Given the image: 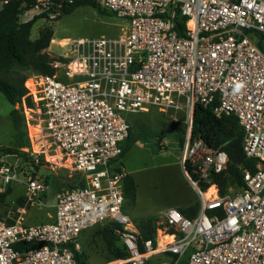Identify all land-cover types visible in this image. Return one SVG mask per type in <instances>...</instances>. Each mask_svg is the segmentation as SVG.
I'll list each match as a JSON object with an SVG mask.
<instances>
[{
	"label": "built area",
	"instance_id": "1",
	"mask_svg": "<svg viewBox=\"0 0 264 264\" xmlns=\"http://www.w3.org/2000/svg\"><path fill=\"white\" fill-rule=\"evenodd\" d=\"M93 1L128 22L126 35L68 39L69 82L35 75L27 87L42 133L85 184L57 195L52 222L26 226L22 215L12 225L0 221V264H79L83 233L112 223L121 226L117 235L128 253L114 264H264V0ZM197 104L218 118L235 116L244 130V151L258 163L254 173L244 172L239 192L223 196L212 182L230 159L193 138ZM152 108L185 125L184 173L199 194V208L194 218L166 209L157 244L141 245L124 208L126 172L112 163L130 136L127 117ZM20 176L22 156L0 154V192ZM46 189L45 182L28 178V201H39ZM161 237L172 240L161 244ZM28 243L42 246L17 248Z\"/></svg>",
	"mask_w": 264,
	"mask_h": 264
},
{
	"label": "rangeland",
	"instance_id": "2",
	"mask_svg": "<svg viewBox=\"0 0 264 264\" xmlns=\"http://www.w3.org/2000/svg\"><path fill=\"white\" fill-rule=\"evenodd\" d=\"M42 13H47V16L36 22L32 29L31 39H38L41 32L46 29L52 30L53 39L45 52L57 59H70L71 51L62 46L67 43V39H91L101 36L119 39L124 37L128 30L126 20L104 9L82 6L73 13L65 14L59 10H53V5L48 0H42L36 8L24 11L20 16V21H30ZM59 62L61 68L57 76L63 81L69 82V79L64 75L65 62L60 60ZM34 76L32 75V77ZM28 84L25 83L26 88L29 86ZM14 110H18L17 123L14 122L12 116ZM39 114L36 106L29 108L24 102L22 105H11L6 97L0 94V150L14 148L30 154V159L22 158V176L7 189V191L12 189L11 194L4 201L0 198V221L6 222L8 219H14L18 222L22 215L24 219L21 221L26 226L51 222L56 214L57 195L71 189L67 180L75 177L77 173L65 166L63 156L55 151L47 133H42ZM23 115L26 121L22 118ZM170 115V113L164 114L159 109L152 108L149 112L131 114L127 117L132 121L136 136H140L136 141L144 142L147 140L149 142L146 145L141 143L137 145V149H140L141 158L137 160L140 166V176H147L149 179L157 176L159 171L164 175L170 174V176L158 179L156 185V180L151 182L152 185L145 180H140L136 206L128 205L129 201L126 198L125 212L127 213L126 208L131 206L139 216L157 217L158 223L164 220L163 213H160V208H163L162 205H168L179 198L182 193L180 188H184V181H187L188 184L191 183L184 173V147L178 141L182 136V131H185V125H174ZM160 136H164L169 142H165ZM32 161H36L35 164L40 165V168L33 167ZM117 162L112 163L114 168L117 167ZM30 177L45 182L47 185V189L39 201L32 202L27 199V181ZM7 191L0 192V194ZM239 191V186L231 182L228 194ZM196 195L198 202V192ZM25 198L27 199L26 202ZM22 210H26L27 213H23ZM161 240L163 241V238ZM79 245L80 252H85L87 256L88 264H114L122 260L114 259L107 252L98 227L86 231L80 238Z\"/></svg>",
	"mask_w": 264,
	"mask_h": 264
},
{
	"label": "trees",
	"instance_id": "3",
	"mask_svg": "<svg viewBox=\"0 0 264 264\" xmlns=\"http://www.w3.org/2000/svg\"><path fill=\"white\" fill-rule=\"evenodd\" d=\"M4 5L0 10V94H3L11 105H22L23 102L29 107L34 108L35 103L31 96H28V89L25 87L30 82L27 79L32 75H57L59 68L53 66L55 61L67 62L64 58H52L45 52L49 48L53 39V31L46 29L41 32L36 40L31 39V33L36 22L47 16V13L35 16L32 20L21 22L20 16L24 11L31 10L40 5L42 0H1ZM53 5V10H59L62 13L70 14L82 6H94L102 9L93 0H75L73 3L69 0H48ZM181 23H179L180 25ZM183 24V23H182ZM18 110L12 112L14 122H18ZM22 118L25 119L23 115ZM26 121V119H25ZM144 134V133H143ZM185 131L179 139L182 147L185 142ZM147 136V134H145ZM244 130L239 124L235 116H224L218 118L211 107H204L197 104L193 119V138H202L204 142L214 150H225L229 155V165L226 172L222 174H213L212 182L216 183L221 195L228 194L230 183L237 184L242 190L246 185L244 181V172L246 170L254 173L257 171V161L249 159L244 151ZM161 139L164 136H160ZM135 130L131 126L130 136L123 146L122 157L131 149L136 142ZM0 154H18L23 159H30V154L22 150L7 148L1 149ZM121 157V158H122ZM33 167L39 169L40 165H36V161L31 162ZM186 168L191 172L194 180L199 179V175L194 172L189 160L186 162ZM71 189L84 186V178L80 173H76L75 177L67 180ZM200 187L206 191L208 185L201 183ZM10 188L7 192L1 193L2 201L11 194ZM125 198L132 203L135 202L137 196V186L132 176H127L124 181ZM25 198V202H26ZM23 205V204H22ZM23 207V206H22ZM199 201L189 207L179 208V210L189 218H194L198 212ZM8 225L15 224L14 219L6 221ZM140 233V242L152 240L157 244L158 234V218L147 217L136 222ZM100 235L103 238L106 250L114 259H127L128 253L121 245L117 235L121 226L118 224H107L98 227ZM42 246L38 243L21 244L17 246L20 250H31ZM143 247V246H142ZM76 258L79 264H88L85 252L76 251Z\"/></svg>",
	"mask_w": 264,
	"mask_h": 264
},
{
	"label": "crops",
	"instance_id": "4",
	"mask_svg": "<svg viewBox=\"0 0 264 264\" xmlns=\"http://www.w3.org/2000/svg\"><path fill=\"white\" fill-rule=\"evenodd\" d=\"M3 5H4V3L1 1V9L3 8ZM162 139L165 142H169L165 137L162 138ZM140 143L142 145L149 144V142L147 140L144 141V142L136 141L134 143V145L131 147V149L122 158L117 160L118 162H117V165H116L117 166L116 168L125 170L127 176H132L134 178L136 186H137V191H138V184H139L140 180H145L147 183L149 182L151 185H152L151 182L153 180H156L155 181V185H156V184H158V181H157L158 179H161V178H163L165 176H170V174L164 175L163 173H161V171H159L157 176H153L152 178H149V179H148L147 176H144V177L140 176V174H139L140 173L139 172L140 171L139 170L140 166L138 164L139 162H137V160L140 158V149L139 148L137 149V145L140 144ZM183 186H184V188H182V187L180 188L182 193L180 194L179 198L178 199L176 198L175 201L171 202L168 205L167 204L166 205H162L163 208H160V213H163L166 209H168L170 207H176L178 209L179 208H186V207L192 206V205L197 203V195H196L197 192H196L195 187L191 183L188 184L187 181H184ZM128 201H129L128 205H133V207L136 206L137 196H136V200H135L134 203H132L130 200H128ZM55 206H56V204H55ZM158 206L161 207L160 205H158ZM133 210L134 209L131 206H128L126 208V211H127L128 215L136 222L140 221V220H142L144 218H147V217H152L151 215L139 216ZM53 220H54V218H53ZM83 235H84V233H83Z\"/></svg>",
	"mask_w": 264,
	"mask_h": 264
},
{
	"label": "bare ground",
	"instance_id": "5",
	"mask_svg": "<svg viewBox=\"0 0 264 264\" xmlns=\"http://www.w3.org/2000/svg\"><path fill=\"white\" fill-rule=\"evenodd\" d=\"M67 41H68V39H67ZM67 43H68V42H67ZM67 43H66V44H67ZM66 44H65V45H66ZM62 46H64V45H62ZM28 85H29V86L32 85V81H31V80H30V82H29ZM29 86H28V87H29ZM39 115H40V114H39ZM213 192H214V188L210 189L209 192L206 194L205 197H209ZM162 238H163V237H161V239H162ZM171 240H172L171 237H164V238H163V241L161 240V244L170 243Z\"/></svg>",
	"mask_w": 264,
	"mask_h": 264
}]
</instances>
